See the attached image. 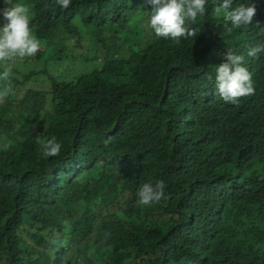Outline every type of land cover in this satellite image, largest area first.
Listing matches in <instances>:
<instances>
[{
  "label": "trees",
  "instance_id": "obj_1",
  "mask_svg": "<svg viewBox=\"0 0 264 264\" xmlns=\"http://www.w3.org/2000/svg\"><path fill=\"white\" fill-rule=\"evenodd\" d=\"M0 98V264H264V0H0Z\"/></svg>",
  "mask_w": 264,
  "mask_h": 264
},
{
  "label": "rangeland",
  "instance_id": "obj_2",
  "mask_svg": "<svg viewBox=\"0 0 264 264\" xmlns=\"http://www.w3.org/2000/svg\"><path fill=\"white\" fill-rule=\"evenodd\" d=\"M138 22H139L140 27L144 26V19H139ZM85 39L88 43L89 36H87ZM32 42H40V41L35 39ZM76 43H77V40L75 38H69L67 40L62 41V43L60 44V48L64 49V51H65V56H64L65 59L76 58V52H75ZM93 48L94 47H88L85 43L84 46L76 48V51L79 53L86 51V55L92 57ZM94 55H98L99 60L102 62L106 60V57L103 55V53L99 52L98 47H96ZM76 64H80V63L77 62ZM94 66L95 65L92 63L89 65L87 64V65H83V66H78L77 70H78L79 74H87V73H89V71H93ZM67 68L71 69V66L67 65ZM34 69H35V66L28 67L27 70L25 71V75L30 74V73H35ZM12 76L14 78H16L18 81H23V75L14 74V71H13ZM22 88H24V87H22ZM4 104H5V99L0 98V106H2ZM10 143L11 142L7 141V140L2 142L3 147L5 149H9V147L11 146Z\"/></svg>",
  "mask_w": 264,
  "mask_h": 264
},
{
  "label": "clouds",
  "instance_id": "obj_3",
  "mask_svg": "<svg viewBox=\"0 0 264 264\" xmlns=\"http://www.w3.org/2000/svg\"><path fill=\"white\" fill-rule=\"evenodd\" d=\"M39 41V40H38ZM262 253H264V248L262 249Z\"/></svg>",
  "mask_w": 264,
  "mask_h": 264
}]
</instances>
